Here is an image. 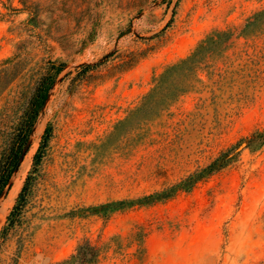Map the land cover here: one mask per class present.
Masks as SVG:
<instances>
[{
    "label": "rangeland",
    "instance_id": "obj_1",
    "mask_svg": "<svg viewBox=\"0 0 264 264\" xmlns=\"http://www.w3.org/2000/svg\"><path fill=\"white\" fill-rule=\"evenodd\" d=\"M32 117L0 264H264V0H0V167Z\"/></svg>",
    "mask_w": 264,
    "mask_h": 264
},
{
    "label": "trees",
    "instance_id": "obj_2",
    "mask_svg": "<svg viewBox=\"0 0 264 264\" xmlns=\"http://www.w3.org/2000/svg\"><path fill=\"white\" fill-rule=\"evenodd\" d=\"M219 33H224V32L217 31V35ZM220 39H222L221 36H211V37L207 36V41L203 40L201 46L202 45L208 46V42L209 44L217 43L218 41H220ZM196 51H197V47L196 49L191 51L190 54L187 55L186 57L179 59L177 62L167 66L164 69V71L159 75V78H157L155 82V86L157 87L162 86L164 80L170 77L171 75H177V74L187 75V73L191 74L193 71L191 64L195 62ZM187 70L190 72H187ZM50 84L51 82L48 81L45 77L40 78L38 85L39 90L35 94V101L38 107L42 105L45 97L47 96V90ZM32 123H33V117L30 118V120H28L27 123L24 124L25 126L22 129L23 131L21 137L18 138V141L16 140V142L13 143L14 147L11 148L2 166L0 167V195L7 186L9 179L12 175V172L18 162L19 156L28 140ZM250 141H257L259 144L264 143V128L262 130L255 131L251 135ZM226 162L227 160L224 158H216L211 163H209L204 169L199 170L197 173L193 174V176L191 175L192 177L189 180L185 181L184 183L176 184L174 185L173 188L181 189L183 187H189L193 184L194 181L222 168L226 164Z\"/></svg>",
    "mask_w": 264,
    "mask_h": 264
},
{
    "label": "water",
    "instance_id": "obj_3",
    "mask_svg": "<svg viewBox=\"0 0 264 264\" xmlns=\"http://www.w3.org/2000/svg\"><path fill=\"white\" fill-rule=\"evenodd\" d=\"M130 31H131L130 28H129V29H126V30H124V31H122V32L118 35V38L121 37L122 35H124V34L130 32ZM46 98H47V97H46ZM46 98H45V101H46ZM45 101H44V102H45ZM27 148H28V140H27V142H26V144H25V146H24V148H23V150H22V152H21V154H20V156H19L18 162H17V164H16L14 170H15V169L17 168V166L19 165V163H20V161H21V159H22L24 153L26 152ZM14 170H13V171H14ZM9 181H10V179H9ZM7 186H9V182H8ZM7 186H6V187H7ZM6 187H5V189H6ZM5 189L3 190V192L5 191ZM3 192L1 193V195L3 194ZM1 195H0V197H1Z\"/></svg>",
    "mask_w": 264,
    "mask_h": 264
}]
</instances>
